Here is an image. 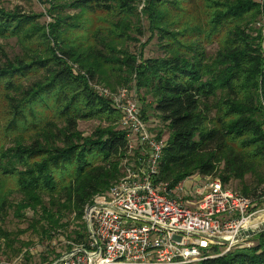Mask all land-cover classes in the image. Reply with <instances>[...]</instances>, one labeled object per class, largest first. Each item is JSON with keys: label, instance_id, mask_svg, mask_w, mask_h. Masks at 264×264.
Here are the masks:
<instances>
[{"label": "trees", "instance_id": "trees-1", "mask_svg": "<svg viewBox=\"0 0 264 264\" xmlns=\"http://www.w3.org/2000/svg\"><path fill=\"white\" fill-rule=\"evenodd\" d=\"M49 5L47 25L38 22L39 15L0 7V38H15L20 48L10 57L0 47V220L8 210L20 218L31 210L37 222H45L41 233L51 240L67 227L65 216L74 215L82 224L71 231L72 244L85 242V206L106 193L123 175V162L133 158L122 113L94 90L92 83L99 82L133 83L152 97L149 107L168 132L159 181L172 189L192 175L218 177L226 186L235 180V191L259 202L264 27L257 25L264 4L50 0ZM66 9L73 13L62 15ZM146 32L139 53L125 47ZM153 39L160 55L144 57ZM88 120L107 125L84 135L78 122ZM155 135L162 137V131ZM246 242L252 243L225 252L213 245L210 256L184 264H264V230Z\"/></svg>", "mask_w": 264, "mask_h": 264}, {"label": "built area", "instance_id": "built-area-1", "mask_svg": "<svg viewBox=\"0 0 264 264\" xmlns=\"http://www.w3.org/2000/svg\"><path fill=\"white\" fill-rule=\"evenodd\" d=\"M92 86L121 111L133 161L126 159L123 175L85 206L87 239L72 244L59 263L184 264L210 256L213 245L225 252L244 243L233 239L261 221L253 223L261 212L254 200L210 175H192L170 189L157 179L166 139L151 133L135 93Z\"/></svg>", "mask_w": 264, "mask_h": 264}, {"label": "rangeland", "instance_id": "rangeland-1", "mask_svg": "<svg viewBox=\"0 0 264 264\" xmlns=\"http://www.w3.org/2000/svg\"><path fill=\"white\" fill-rule=\"evenodd\" d=\"M142 1L143 0H140V6H142ZM256 1L264 4V0ZM49 2L50 0H0V7L11 11H21L25 14L39 15L38 22L47 25L52 21V16L49 12ZM64 13H73V11L66 9L62 15ZM259 22L261 26L264 27V16H262ZM140 23L143 26L146 25V21L142 15H140ZM262 32H264V28H262ZM148 36L149 33L146 32L143 36L138 38V42H127L125 43V47L134 53H139L140 44L145 42ZM0 47L3 48L10 57L20 52L15 38H0ZM213 49L214 47L210 48L211 51H213ZM142 53L144 57L159 56L160 51L156 39L150 40L144 46ZM98 84H101L111 91H116L123 87L115 82H112L110 86L102 82ZM132 84L133 83L124 87L135 93L136 99L139 100L138 102L143 108V117L145 118L149 130L153 134L161 130L162 137L166 139L168 134L166 126L160 121L154 109L149 107V103L152 102V97L149 95L144 96L142 90L139 92L136 91ZM105 125H107L106 122L99 120L79 121L78 129L82 131L84 135H90L96 127ZM133 153L137 157L139 155V150L135 149ZM131 161H133V158H131ZM238 185L239 183L237 181L230 180L228 188L239 190ZM14 199L18 200V197L15 196ZM256 205L257 209L261 210L260 214H255V217L257 216L256 221H258L264 217V196L261 197ZM23 215L24 216L20 218L14 215L13 210H8L4 219L0 220V264H60L58 261L59 257L72 246L73 237L71 231L75 228H79L78 226L82 224V221L73 220L74 215H66L64 221L67 220V227L56 233L50 240L41 233L40 225L44 224V221L37 222L36 218L38 216L28 209ZM244 243L245 245H249L252 242L245 241ZM225 249V246L220 247V250L224 251Z\"/></svg>", "mask_w": 264, "mask_h": 264}, {"label": "water", "instance_id": "water-1", "mask_svg": "<svg viewBox=\"0 0 264 264\" xmlns=\"http://www.w3.org/2000/svg\"><path fill=\"white\" fill-rule=\"evenodd\" d=\"M261 230H264V220L259 221L258 224L254 228L240 230L239 233L234 237L233 243H239L242 241H246L248 238L257 234ZM223 242L227 243L226 240H223Z\"/></svg>", "mask_w": 264, "mask_h": 264}, {"label": "bare ground", "instance_id": "bare-ground-1", "mask_svg": "<svg viewBox=\"0 0 264 264\" xmlns=\"http://www.w3.org/2000/svg\"><path fill=\"white\" fill-rule=\"evenodd\" d=\"M259 220H264V217H262V219H259ZM254 222H256V220H255V221H253V223H254Z\"/></svg>", "mask_w": 264, "mask_h": 264}]
</instances>
